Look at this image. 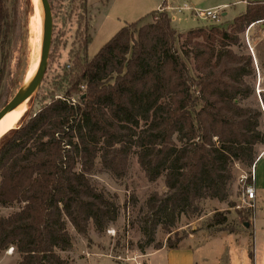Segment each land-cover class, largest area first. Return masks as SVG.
I'll list each match as a JSON object with an SVG mask.
<instances>
[{"label": "trees", "instance_id": "1", "mask_svg": "<svg viewBox=\"0 0 264 264\" xmlns=\"http://www.w3.org/2000/svg\"><path fill=\"white\" fill-rule=\"evenodd\" d=\"M48 1L51 13L57 2L66 19L76 18L77 49L57 82L63 94L52 91L27 107L0 137V207H17L0 215V251L13 247L15 264H69L59 253L72 246L68 225L86 236L92 224L101 234L119 216L115 196L91 176L121 180L132 159L166 188L145 198L139 249H178L170 237L155 242L156 230L169 234L180 215H198L204 199L233 205L234 165L249 168L264 144L262 112L250 99L257 68L248 52L233 49L250 24L261 20L264 29V0L247 1L226 25L185 33L164 2L125 23L90 58L87 22L81 28L87 0ZM12 12L0 0V104L18 83L4 75L17 31ZM257 96L264 106L263 91ZM212 222L226 217L215 214Z\"/></svg>", "mask_w": 264, "mask_h": 264}, {"label": "rangeland", "instance_id": "2", "mask_svg": "<svg viewBox=\"0 0 264 264\" xmlns=\"http://www.w3.org/2000/svg\"><path fill=\"white\" fill-rule=\"evenodd\" d=\"M6 1L9 11H13L16 16L17 30L11 42L10 59L4 71L6 83L9 84L12 80L18 82L7 98L8 101L23 86L24 81L30 78L28 72L30 57L36 41H41L43 12L42 7L41 11L39 10L35 0ZM156 1H159L160 5L165 2L170 6H182L186 3L189 7L199 10L219 3H228V7L224 9L227 16H222L216 23L219 26L229 23L232 17L238 15L244 8L243 4H234L235 0H87L88 14L86 20L81 22V28H84L87 22L93 39L88 45V57H92L100 49V44L106 42L125 24L124 20L129 22L135 20L143 10L152 9ZM165 9L167 10L166 7ZM221 9L223 7H220ZM64 12L65 8L56 2L52 11L53 29L47 65L40 86L33 95L34 99L32 103L27 100L26 108H36L39 101L52 91L59 95L63 94L61 89H57V82L63 76L64 64L71 56L70 51L77 49L75 32L78 27L76 18L66 19ZM170 13L174 18L173 25L183 33L195 27H208L212 24L198 19L191 11L177 12L171 9ZM240 38V45L234 46L233 49L237 52H248L255 58L257 64L256 77L253 80L255 96L250 99L258 104L262 112L264 130V106L256 93V89L264 93V29L255 24L247 27ZM247 42L252 48L253 55ZM1 90L2 87L0 92ZM77 98V94H72V101H76ZM4 104L1 103L0 108ZM256 152L257 156L263 153L264 144H259ZM256 168L257 177L263 178L264 153L256 161ZM248 170V167L237 163L233 167L234 179L229 198L233 205L215 199H204L200 203V213L192 217L180 215L169 234L158 228L155 242L165 245L166 239L170 237L171 241L176 242L178 249L194 250L195 264H264V193H261V198L257 197L255 208L251 209L239 199L237 180ZM91 180L109 196H115L120 206L119 216L117 221L101 234L94 231L92 224L89 225L86 236L79 235L71 225H68L72 246L70 250L59 253L69 264H185L183 258L186 253L178 249L163 246L156 250L153 245H149L143 251L139 249L141 233L137 218L144 212V201L148 194L162 193L166 190L162 179L149 182L136 160L132 159L128 174L123 179L114 180L107 173L97 172L91 176ZM16 208L0 207V215L6 216ZM218 213L226 217V222L222 225H213L212 218ZM18 259V254L9 248L0 251V264H15Z\"/></svg>", "mask_w": 264, "mask_h": 264}, {"label": "built area", "instance_id": "3", "mask_svg": "<svg viewBox=\"0 0 264 264\" xmlns=\"http://www.w3.org/2000/svg\"><path fill=\"white\" fill-rule=\"evenodd\" d=\"M172 10H175L177 12H183V11H191L198 19L201 20H206L207 22L216 24L220 21L222 18V14L224 12V8L220 10V7H215V8H207L204 10H199L195 8L189 7L187 4H183L182 6H175L171 7ZM260 21H255L254 23L249 25V28L252 27L255 24L260 25ZM248 39H246L247 41ZM248 44V42H247ZM248 48L250 52L253 55L252 48L248 44ZM254 64L257 68V64L255 61V58L253 57ZM257 95L259 94V90L256 89ZM264 153V152H263ZM259 154L254 163L249 167L248 172L241 174L237 180V184L239 187V199L240 201L248 208H255V200H256V185H255V180H256V161L260 158V156L263 154ZM9 250L12 251L13 247H9ZM139 264V263H136Z\"/></svg>", "mask_w": 264, "mask_h": 264}, {"label": "water", "instance_id": "4", "mask_svg": "<svg viewBox=\"0 0 264 264\" xmlns=\"http://www.w3.org/2000/svg\"><path fill=\"white\" fill-rule=\"evenodd\" d=\"M44 15V29L42 35V43L40 49V57L37 67V74L34 80L27 86H22L5 104L0 108V118L3 117L7 112H9L15 106L27 101L31 96H33L42 81L45 68L47 65V58L51 45L52 29H53V19L51 13V7L48 0H40ZM224 15V14H223ZM245 226L248 224L246 222Z\"/></svg>", "mask_w": 264, "mask_h": 264}, {"label": "bare ground", "instance_id": "5", "mask_svg": "<svg viewBox=\"0 0 264 264\" xmlns=\"http://www.w3.org/2000/svg\"><path fill=\"white\" fill-rule=\"evenodd\" d=\"M35 3L37 4L39 10L41 11L42 6L40 5V0H35ZM42 12H43V9H42ZM43 29H44V15H43V19L41 21V41L38 40L35 43V46H34L33 52H32V57H30L31 62H30V66L28 69L30 78L28 80L24 81L23 86L29 85L34 80V78L37 74V67H38V62H39V57H40V49H41V43H42ZM32 33H34V32H32ZM26 102L27 101H24L21 104L15 106L9 112H7L3 117L0 118V137L4 133H6L9 129L13 128L17 124L18 120L20 119V117L23 115V113L27 109L26 108Z\"/></svg>", "mask_w": 264, "mask_h": 264}, {"label": "crops", "instance_id": "6", "mask_svg": "<svg viewBox=\"0 0 264 264\" xmlns=\"http://www.w3.org/2000/svg\"><path fill=\"white\" fill-rule=\"evenodd\" d=\"M247 1H250V0H235V1H233V3L234 4H238V3H240V4H243L244 5V8H243V10L245 9V5H246V3H247ZM183 4H186V3H183ZM161 5H160V2L159 1H156V5H154L153 7H151L152 9H145V10H143L142 11V13L141 14H139L138 16V18H140V17H142V16H144V15H146V14H148L149 12H151V11H153V10H156V9H159V7H160ZM171 7H175V6H170V5H166V8H167V10L169 11V14H170V16H171V13H170V11H171ZM215 7H223L224 9L225 8H227L228 7V3H219V4H217V5H214V6H211V7H207V8H215ZM154 8V9H153ZM206 8V9H207ZM242 10V11H243ZM241 11V12H242ZM224 14V15H223ZM223 14H222V16H227V12H225V10H224V12H223ZM234 17V16H233ZM232 17V18H233ZM138 18H136L135 20H137ZM173 17L171 16V20L173 21ZM134 21V20H133ZM124 22L125 23H128L129 21H127V20H124ZM131 22V21H130ZM172 24H173V22H172ZM174 26V25H173ZM122 27V26H121ZM120 27V28H121ZM175 27V26H174ZM178 32H180V33H183L182 31H179L177 28H175ZM114 35V34H113ZM112 35V36H113ZM110 39V38H109ZM93 40V39H92ZM92 40H91V42H92ZM105 43V42H104ZM104 43H102V45L104 44ZM91 44V43H90ZM101 44H100V47L102 46ZM256 169L257 168H255V171H256ZM255 185H256V199H257V197H259V198H261L262 197V194L264 193V177L262 178V177H257V171H256V180H255ZM262 193V194H261ZM263 196H264V194H263ZM255 202H256V200H255ZM254 228V227H253ZM178 250H180V251H184L186 254H184L185 255V257L183 258V259H185V264H195V252H194V250H192V249H190V248H186V249H178ZM253 259H254V257H253Z\"/></svg>", "mask_w": 264, "mask_h": 264}]
</instances>
